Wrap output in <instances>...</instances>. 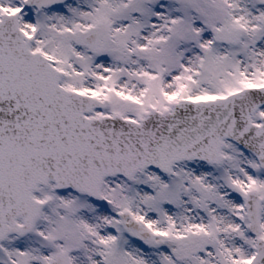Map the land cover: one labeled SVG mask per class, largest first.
<instances>
[{"label": "snow or ice", "instance_id": "1", "mask_svg": "<svg viewBox=\"0 0 264 264\" xmlns=\"http://www.w3.org/2000/svg\"><path fill=\"white\" fill-rule=\"evenodd\" d=\"M0 264H264V0H0Z\"/></svg>", "mask_w": 264, "mask_h": 264}]
</instances>
